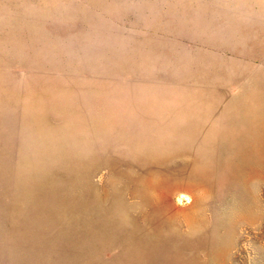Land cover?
I'll use <instances>...</instances> for the list:
<instances>
[{
    "label": "rangeland",
    "instance_id": "obj_1",
    "mask_svg": "<svg viewBox=\"0 0 264 264\" xmlns=\"http://www.w3.org/2000/svg\"><path fill=\"white\" fill-rule=\"evenodd\" d=\"M0 264H264V0H0Z\"/></svg>",
    "mask_w": 264,
    "mask_h": 264
}]
</instances>
